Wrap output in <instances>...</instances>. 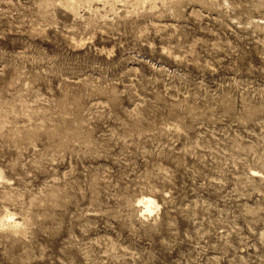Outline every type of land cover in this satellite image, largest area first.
<instances>
[{
	"label": "rangeland",
	"instance_id": "1",
	"mask_svg": "<svg viewBox=\"0 0 264 264\" xmlns=\"http://www.w3.org/2000/svg\"><path fill=\"white\" fill-rule=\"evenodd\" d=\"M0 264H264V0H0Z\"/></svg>",
	"mask_w": 264,
	"mask_h": 264
},
{
	"label": "bare ground",
	"instance_id": "2",
	"mask_svg": "<svg viewBox=\"0 0 264 264\" xmlns=\"http://www.w3.org/2000/svg\"><path fill=\"white\" fill-rule=\"evenodd\" d=\"M144 205H145V210L147 211V212H151L152 210H153V205H155L154 203V201H153V199L152 198H150V197H144Z\"/></svg>",
	"mask_w": 264,
	"mask_h": 264
}]
</instances>
